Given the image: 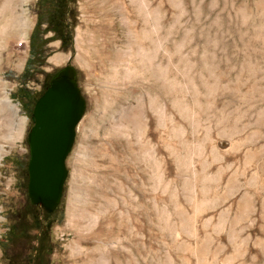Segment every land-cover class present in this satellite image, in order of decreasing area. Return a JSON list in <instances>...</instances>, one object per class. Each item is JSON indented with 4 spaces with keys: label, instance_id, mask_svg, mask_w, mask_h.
<instances>
[{
    "label": "rangeland",
    "instance_id": "374dc122",
    "mask_svg": "<svg viewBox=\"0 0 264 264\" xmlns=\"http://www.w3.org/2000/svg\"><path fill=\"white\" fill-rule=\"evenodd\" d=\"M4 2L0 240L27 199L33 104L16 98V77L36 19V0L16 2L14 20ZM130 3L75 0L70 47L46 44L41 73L24 84L35 94L70 63L86 105L66 158L52 263L87 264L100 251L104 264H264V0ZM122 16L155 77L134 60ZM132 108L144 130L117 133L118 112Z\"/></svg>",
    "mask_w": 264,
    "mask_h": 264
},
{
    "label": "water",
    "instance_id": "95a60500",
    "mask_svg": "<svg viewBox=\"0 0 264 264\" xmlns=\"http://www.w3.org/2000/svg\"><path fill=\"white\" fill-rule=\"evenodd\" d=\"M85 106L76 70L70 63L51 74L47 88L33 105L26 137V191L29 203L48 214L60 203L68 176L66 158Z\"/></svg>",
    "mask_w": 264,
    "mask_h": 264
},
{
    "label": "trees",
    "instance_id": "16d2710c",
    "mask_svg": "<svg viewBox=\"0 0 264 264\" xmlns=\"http://www.w3.org/2000/svg\"><path fill=\"white\" fill-rule=\"evenodd\" d=\"M74 1L36 0L35 2L36 19L28 41L29 56L22 72L16 77L21 83L17 89L16 98L24 101L22 107L27 104L28 101L25 99H28L30 94L32 96L29 102L34 105L48 86L51 74L47 76L41 90L35 94L29 92L24 86L27 81L33 79L35 74L41 73L38 69L45 60L43 55L45 45L52 41H59V49L65 51L72 43L74 24L70 20V6ZM48 33H51V36L44 38V35ZM23 95L26 96L25 99ZM10 97L14 98L13 95ZM26 165L22 167V170L28 179ZM12 217L11 223L8 224L0 240L1 257L5 264H53L51 261L54 249L52 228L63 218L59 207L48 214L41 208L32 206L27 198L23 207Z\"/></svg>",
    "mask_w": 264,
    "mask_h": 264
},
{
    "label": "bare ground",
    "instance_id": "6f19581e",
    "mask_svg": "<svg viewBox=\"0 0 264 264\" xmlns=\"http://www.w3.org/2000/svg\"><path fill=\"white\" fill-rule=\"evenodd\" d=\"M19 0H5V2H4V10H5V12L7 11V13H9V17H10V19H12V20H14V18H16V14H15V12H14V5H16V2H18ZM99 1H101V2H107V0H99ZM131 3L130 4H132L133 6H132V8L134 7V11L136 10V2L138 1H134V0H129ZM118 2V1H117ZM110 3V2H109ZM122 4V3H121ZM110 5V4H109ZM112 5V4H111ZM114 7V6H113ZM116 7V6H115ZM114 7V8H115ZM121 7L123 8L124 6H122L121 5ZM129 7H130V5H129ZM113 9V8H112ZM3 10V11H4ZM102 10V9H101ZM101 10H100V12H101ZM104 10V9H103ZM108 11V10H107ZM110 11H112V10H110ZM114 11V10H113ZM2 13V12H1ZM115 14L117 13L116 12V10H115V12H114ZM123 13H125V12H123ZM121 11H119V14L120 15H122L123 14ZM104 14H105V12H104ZM102 12L99 14V15H104ZM108 14H109V12H108ZM106 16V15H105ZM104 17V16H103ZM102 17V18H103ZM120 17V16H119ZM10 21V20H9ZM121 21H122V24L124 25V27H125V31H126V36L125 37H127L128 39V41H127V47L129 48V49H131V51H133V53H135V54H133V56H134V58L135 57H137V58H135L134 60L135 61H137V64H138V66L140 67V69L141 70H143V69H146V70H151V74H152V76H154L155 77V75H156V72L154 71V67H152V63L151 64H146V68H145V66H144V64L143 63H146V62H148V59H147V54L145 53V50H143L144 48H142L141 47V39H140V37H138V35H136L135 33H133V31H131V25H130V23L127 21V19H126V17H125V19H124V16H122V18H121ZM15 22V21H14ZM133 24V23H132ZM105 25H110V23L107 21V24H105ZM133 30V29H132ZM79 32H77V37H76V43H77V45L79 44V34H78ZM81 35V34H80ZM116 37V36H115ZM113 40H114V38H112ZM147 41V40H146ZM150 44V43H149ZM130 51V52H131ZM136 54H139V55H142L143 54V58L142 57H140L139 55H136ZM145 54V55H144ZM122 58V57H121ZM60 60V58H57V57H54V58H52L50 61H49V63L50 64H52V65H56V63L58 62ZM112 66V65H111ZM128 69V68H127ZM130 69V68H129ZM160 75H162V74H160ZM158 77V76H157ZM123 78V77H122ZM126 78V77H125ZM137 105H139V104H137ZM139 108V107H138ZM140 109V108H139ZM118 119H119V122L117 123L118 125L115 127L114 126V128H115V130H116V132L117 133H119V134H123L125 131H126V129H128V128H130V129H132L133 130V132L135 133V134H140V130H142L143 128L141 127V121H140V119L141 118H139V113H138V110H137V108H132V109H130V110H121V111H119L118 112ZM144 124H142V126H143ZM140 127L142 128V129H140ZM114 130V131H115ZM131 130V131H132ZM144 130V129H143ZM127 131H129V130H127ZM130 131V132H131ZM134 134V135H135ZM141 135V134H140ZM135 137V136H134ZM139 141V140H138ZM140 143V142H139ZM144 143V142H143ZM140 145V144H139ZM138 145V146H139ZM142 145V144H141ZM148 150V149H147ZM202 192V191H201ZM85 214V213H84ZM83 216V215H82ZM85 216V215H84ZM87 217H88V219H92L94 216H92V215H90V214H87L86 215ZM86 217V218H87ZM239 219V218H238ZM90 221V220H89ZM76 249V252H79V250H78V248L76 247L75 248ZM100 249V248H99ZM97 252H98V250H97ZM98 254H99V258L96 260L95 259V261L93 260H91V259H89L88 261H87V264H104L105 263V260H104V258L102 257V255H100V251L98 252ZM104 254V253H103ZM92 255V254H91ZM95 256V255H94ZM93 256V257H94ZM86 257V256H85ZM92 257V256H91ZM88 258V257H87Z\"/></svg>",
    "mask_w": 264,
    "mask_h": 264
},
{
    "label": "crops",
    "instance_id": "0c3cea01",
    "mask_svg": "<svg viewBox=\"0 0 264 264\" xmlns=\"http://www.w3.org/2000/svg\"><path fill=\"white\" fill-rule=\"evenodd\" d=\"M58 58H59V57H58ZM60 60H62V59L60 58ZM60 60H59V61H60ZM59 61L57 62V64L59 63Z\"/></svg>",
    "mask_w": 264,
    "mask_h": 264
},
{
    "label": "flooded vegetation",
    "instance_id": "af4514ba",
    "mask_svg": "<svg viewBox=\"0 0 264 264\" xmlns=\"http://www.w3.org/2000/svg\"><path fill=\"white\" fill-rule=\"evenodd\" d=\"M27 99V98H26ZM29 99H30V96H29ZM29 99H27V100H29Z\"/></svg>",
    "mask_w": 264,
    "mask_h": 264
}]
</instances>
